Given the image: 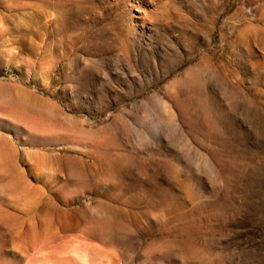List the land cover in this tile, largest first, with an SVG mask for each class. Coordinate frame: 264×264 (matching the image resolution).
<instances>
[{"label": "rangeland", "instance_id": "1", "mask_svg": "<svg viewBox=\"0 0 264 264\" xmlns=\"http://www.w3.org/2000/svg\"><path fill=\"white\" fill-rule=\"evenodd\" d=\"M73 1L0 0V264H264V0Z\"/></svg>", "mask_w": 264, "mask_h": 264}, {"label": "bare ground", "instance_id": "2", "mask_svg": "<svg viewBox=\"0 0 264 264\" xmlns=\"http://www.w3.org/2000/svg\"><path fill=\"white\" fill-rule=\"evenodd\" d=\"M81 1V0H80ZM82 1H84V0H82ZM73 2H75V0L73 1ZM66 4V3H65ZM69 4H71L70 2H69ZM74 4V3H73ZM73 4H71V5H73ZM75 4H77V3H75ZM82 4V3H81ZM81 4H80V6H81ZM64 5V4H63ZM78 5H79V3H78ZM88 6V5H87ZM90 6V5H89ZM68 7V6H67ZM66 7V8H67ZM71 7V6H70ZM92 8H93V6H91ZM60 8H61V6H60ZM75 8V7H74ZM82 8V7H81ZM68 9V8H67ZM86 9V8H85ZM73 10V9H72ZM64 12V11H63ZM74 12V11H73ZM90 12V11H89ZM60 13V12H59ZM63 17V16H62ZM61 17V15H60V18H62ZM67 18V17H66ZM62 20V19H61ZM88 21V20H87ZM65 22H67V21H65ZM78 22V21H77ZM80 22V21H79ZM59 24H62L61 22L59 23ZM65 25H67L66 23H65ZM64 25V26H65ZM59 28V27H58ZM62 29V28H61ZM71 29V28H70ZM79 29V28H78ZM57 30V29H56ZM69 30V29H68ZM74 31H75V29H74ZM77 31V30H76ZM73 32V31H72ZM82 32V31H81ZM85 32V31H84ZM86 32H87V30H86ZM80 33V32H79ZM87 33H89V32H87ZM77 34H78V32H77ZM73 34V33H69L67 36L72 40V42H77V40H79L80 38H81V36H80V34ZM52 35V34H51ZM63 35V34H62ZM64 36V35H63ZM98 36V35H97ZM100 36V35H99ZM84 37V36H83ZM112 38V37H111ZM66 39V38H65ZM83 38H81V40H82ZM100 39V38H99ZM103 39V38H102ZM69 40V39H68ZM71 40H69V41H71ZM65 40H63V42H64ZM79 42V41H78ZM85 44V43H84ZM70 45H71V42H70ZM100 46H102V45H100ZM108 47V46H107ZM100 50V49H99ZM111 149H115V148H112V147H105V148H97V149H95V150H93L92 152H91V155H92V157H93V166L98 170V172H99V169H100V166H101V162H100V157H99V153H100V151H105L106 153H107V151L109 152V150L111 151ZM116 151V150H115ZM115 154V153H114ZM107 155H108V153H107ZM124 158V157H123ZM103 164H104V162H103ZM108 167V166H107ZM103 168V167H102ZM102 172V171H101ZM101 174V173H100ZM104 178V177H103ZM103 203V202H102ZM101 203V204H102ZM100 204V205H101ZM104 205V204H103ZM105 220V219H104Z\"/></svg>", "mask_w": 264, "mask_h": 264}]
</instances>
